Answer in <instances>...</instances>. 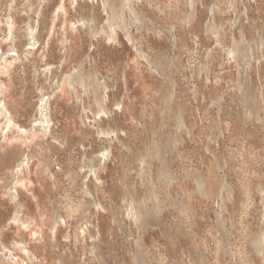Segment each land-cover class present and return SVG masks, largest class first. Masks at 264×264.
Wrapping results in <instances>:
<instances>
[{"label": "rangeland", "instance_id": "374dc122", "mask_svg": "<svg viewBox=\"0 0 264 264\" xmlns=\"http://www.w3.org/2000/svg\"><path fill=\"white\" fill-rule=\"evenodd\" d=\"M263 191L264 0H0V264H264Z\"/></svg>", "mask_w": 264, "mask_h": 264}, {"label": "bare ground", "instance_id": "6f19581e", "mask_svg": "<svg viewBox=\"0 0 264 264\" xmlns=\"http://www.w3.org/2000/svg\"><path fill=\"white\" fill-rule=\"evenodd\" d=\"M42 126V124L40 125ZM29 160H30V156L27 155L25 156L24 158H22V160L20 161V163L17 165V168H16V173H18L19 171L22 170V168L26 167L27 164L29 163ZM202 186V185H201ZM262 192V191H261ZM264 192V191H263ZM10 195H12L14 198H16L17 194H16V190H15V187H11L10 188V192H9ZM264 194V193H263ZM79 204V203H78ZM80 206V205H79ZM82 206V205H81ZM20 211L19 210H16V214L14 216V220L15 221H18V215H19ZM55 213V212H54ZM137 214V213H136ZM61 219V218H60ZM59 218L57 216V214H54L53 215V222H52V232L55 233V229L57 227V224L59 223L58 222ZM253 244L254 246L256 247L257 250L261 251L263 250L264 248V230H261L260 234L254 239L253 241ZM22 246V245H21ZM22 248L25 250L26 254L31 257V254L25 249L24 246H22ZM12 253H10L11 255Z\"/></svg>", "mask_w": 264, "mask_h": 264}]
</instances>
